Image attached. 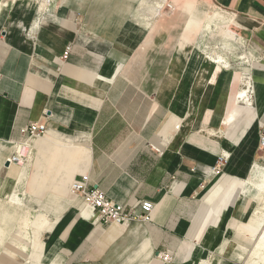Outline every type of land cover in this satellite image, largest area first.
Wrapping results in <instances>:
<instances>
[{
	"label": "crops",
	"instance_id": "crops-1",
	"mask_svg": "<svg viewBox=\"0 0 264 264\" xmlns=\"http://www.w3.org/2000/svg\"><path fill=\"white\" fill-rule=\"evenodd\" d=\"M262 129L264 0H0V264H264Z\"/></svg>",
	"mask_w": 264,
	"mask_h": 264
},
{
	"label": "built area",
	"instance_id": "built-area-1",
	"mask_svg": "<svg viewBox=\"0 0 264 264\" xmlns=\"http://www.w3.org/2000/svg\"><path fill=\"white\" fill-rule=\"evenodd\" d=\"M169 9L172 8L170 4L167 5ZM65 51V54L67 53ZM46 132V126L44 124L31 123L28 126L22 128L20 133L31 138H40ZM258 149L261 154L264 155V129L261 130L258 140ZM153 150L160 154V150L153 147ZM29 154L28 147L24 144L17 147L16 153L7 159L8 165L21 164L26 156ZM69 192L72 195L79 197L82 204L94 211L97 221L104 224H117L123 225L133 220H146L148 214L151 212L153 206L151 202L144 201L139 205L140 214L133 215L127 213L123 208L115 202L107 199L102 192L98 189L90 187L88 185V179L82 177L79 181H74L69 186ZM161 258L165 261L169 260V256L162 254Z\"/></svg>",
	"mask_w": 264,
	"mask_h": 264
},
{
	"label": "bare ground",
	"instance_id": "bare-ground-1",
	"mask_svg": "<svg viewBox=\"0 0 264 264\" xmlns=\"http://www.w3.org/2000/svg\"><path fill=\"white\" fill-rule=\"evenodd\" d=\"M237 101L246 102L247 104L249 103V88H245L244 90H240L239 91L238 96H237ZM261 170L262 169H260L258 166H256L254 168L253 175L257 176V175L261 174ZM249 176H251V175H249ZM71 196L77 198V196H75V195H71ZM24 236L27 239V233H25ZM262 237L264 239V232H263V236Z\"/></svg>",
	"mask_w": 264,
	"mask_h": 264
},
{
	"label": "rangeland",
	"instance_id": "rangeland-1",
	"mask_svg": "<svg viewBox=\"0 0 264 264\" xmlns=\"http://www.w3.org/2000/svg\"><path fill=\"white\" fill-rule=\"evenodd\" d=\"M258 176H260L264 180V169L261 170V174H259ZM27 192H28V190H27ZM32 203L34 204V202H29V204H32ZM37 208H40V207H37Z\"/></svg>",
	"mask_w": 264,
	"mask_h": 264
}]
</instances>
